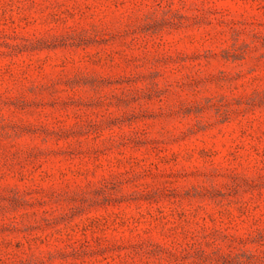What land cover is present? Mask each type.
I'll return each mask as SVG.
<instances>
[{"label": "rangeland", "instance_id": "obj_1", "mask_svg": "<svg viewBox=\"0 0 264 264\" xmlns=\"http://www.w3.org/2000/svg\"><path fill=\"white\" fill-rule=\"evenodd\" d=\"M0 264H264V0H0Z\"/></svg>", "mask_w": 264, "mask_h": 264}]
</instances>
